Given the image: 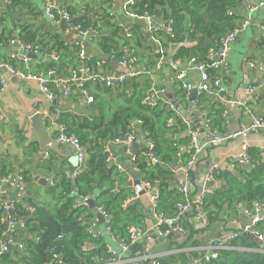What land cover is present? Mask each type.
<instances>
[{
  "label": "crops",
  "instance_id": "0c3cea01",
  "mask_svg": "<svg viewBox=\"0 0 264 264\" xmlns=\"http://www.w3.org/2000/svg\"><path fill=\"white\" fill-rule=\"evenodd\" d=\"M123 2L124 0H58L57 4L61 9L71 10L73 12L72 19L81 20L84 23L90 20L93 24H98L100 16L107 14L111 22L123 30V37L126 41L131 42L128 46L137 58L134 66L145 71L143 74L148 75L152 81V86L144 93V98L152 99L151 104H154L156 100L163 97L175 108L176 115L171 124L177 123L184 128L183 130L179 129L174 135L182 152H193V156L196 157V152H199L200 149L193 146L197 144L198 140L199 144L207 143L208 135L206 131H204L205 134L201 135V129L202 127L205 129V120L209 116L211 105L215 103L223 104L227 111L226 116H224L225 124L223 126L218 125L217 132L236 130L241 126L251 124L255 120H264V110L256 96L259 93L253 96L248 95L249 88L258 87L263 79L259 69L250 66L249 62L264 60V49L258 46L262 38L261 28L264 25V6L258 7L251 14V26L240 35L229 54L228 73L223 80V90L228 102H223L209 92H199L196 101L190 99L189 93L188 99L181 101L178 95H180V90L183 92L185 90L177 80V75L184 72L186 74L185 81L198 88L202 82L200 73L194 66L189 65L188 61H172L165 58L164 62L158 61L153 66V56L163 53H161L163 51L161 43L157 38H153L154 31L159 27L161 28L162 20L151 16L152 19L150 20L132 18L124 12ZM260 2H264V0H241L236 13L245 20L250 14L249 9L260 4ZM46 5V0H16L15 2L13 0H0V64L8 63L17 70L35 74L48 69L49 63L52 62L49 60L51 55L44 50L45 44L51 37L58 35L72 46V56L65 57L57 75L48 79L47 85L49 91L55 96L54 100L49 99L48 93L42 90L39 82L25 80L10 72L7 67L0 70V78L6 83L0 90V167H4L9 172V178H7L9 180H14L25 172L29 180L28 189L25 191L30 192V194L23 196L14 187L2 184L1 180L3 189L0 191V206L16 202L27 207L28 203L24 198L29 196H33L41 206H50V209L57 205L56 195L49 193L51 185L61 181L63 176L71 177L78 168L75 152L69 146L56 142L57 125L61 114H68L75 121L76 118L79 121L81 117L92 115L93 104L88 105L81 96V82L96 74H120V72L125 74L129 70L120 64L124 57L123 54L120 59L115 58L114 52L109 55L105 54L101 49L99 40L82 39L68 22L52 20L46 12ZM142 37H146L147 41L141 44L137 55L133 42ZM76 43H79L80 47H76ZM33 44H39L40 52L36 54V57L29 58L28 63H21V58L24 57L23 47ZM80 48L85 51V59L79 58ZM173 48V45H170L168 51L172 52ZM113 61L118 64L119 68L112 64ZM151 65L152 68H150ZM65 82L70 83L68 96L63 94L62 84ZM87 84L90 85L86 88L88 92L94 98L95 93L102 94L103 102L112 106L111 108L125 104L124 99L119 97L121 86L112 89L100 83L88 82ZM104 89H110V93L105 94ZM184 93L186 94V92ZM201 96L205 99L203 103L199 101ZM248 98L250 101L246 105L244 102ZM175 102L181 108L180 111ZM229 105L233 108H230ZM39 113L46 115L44 123L53 141V146L50 148L44 149L40 146L33 127L32 119ZM194 139L195 141H193ZM135 140L140 141V150L137 155L132 154L131 144L124 146L122 150V146H119L122 144L110 143L107 148L110 164L117 166L123 172L128 168L132 169L137 166L135 165L136 159L143 153L147 143L139 129L134 134ZM183 140L186 141L185 144L179 142ZM245 142L248 143L249 150L258 151L257 157L261 163H264V131L251 132L246 138H237L215 147H206L197 163L191 167H189V163L187 167L181 163L178 164L172 177L173 187L180 189L181 184L186 185L189 189V195L193 198H197L204 190L227 189L224 178L218 179L216 177V183L219 185L214 189H206L209 183L204 180L208 169L215 164L219 166L223 163L226 164V168L219 166L217 174L221 170L242 180L239 170L250 172L251 165H241L234 158L240 154ZM118 146L119 150L117 149ZM215 159L219 161L215 162ZM144 161L142 160L140 163ZM181 171H184L183 177L180 176ZM190 171L191 174H189ZM233 171H237V174L235 175ZM128 174L129 183L133 191L136 192L130 173L128 172ZM145 198L146 204L141 202V197L139 201L145 218L146 230H148L146 213L148 212L147 215L150 214L152 224H155L156 219L150 194L148 193ZM184 199L183 195L181 201ZM89 214L90 210L83 214L79 220H84L88 226L95 222L96 231L100 234L103 243L118 255L120 248L117 241L106 231L105 226L97 224L95 216L87 220L86 216ZM185 217L184 232L176 233L171 239L165 238L161 242L156 239L153 244L148 243L144 253L161 258L185 254L191 258V253L195 249L204 248L212 238L223 240L227 234L240 230L248 221L247 216L240 209L223 215V219L209 229L207 227L206 229L203 222L197 219L192 212H188ZM22 223V221L19 222L13 231L5 234L0 240L2 242L9 238L13 240L7 252L10 261H19L20 256L27 252V235L24 226H21ZM234 227L237 229L235 230ZM219 234L222 236L219 237ZM87 247L91 248L92 245Z\"/></svg>",
  "mask_w": 264,
  "mask_h": 264
},
{
  "label": "trees",
  "instance_id": "16d2710c",
  "mask_svg": "<svg viewBox=\"0 0 264 264\" xmlns=\"http://www.w3.org/2000/svg\"><path fill=\"white\" fill-rule=\"evenodd\" d=\"M14 2L16 0H13ZM241 0H136L132 11L136 15L148 14L153 18H160L164 26L171 28L172 32L158 28L153 34L161 43L162 54L153 56V66L166 60L190 61L195 59L198 64H208V55L217 50L221 38L229 31L240 27L244 21L236 13ZM69 12L71 10H68ZM231 13V14H229ZM71 16L73 12H70ZM72 23L82 29L96 28L103 32L99 38L102 51L109 55L115 53V58L120 59L122 47H128L130 41L123 37V30L111 22L107 14H102L99 23L93 24L90 20L85 23L72 19ZM93 24V25H92ZM92 25V27H90ZM146 37L134 41L138 50ZM35 45V44H34ZM39 45V44H38ZM173 45V51L168 48ZM259 48L264 49V37L261 38ZM77 47V46H76ZM47 54L59 55V62L49 63V68L60 70L58 63L65 57H71L72 46L63 38L56 35L45 44ZM130 50V48H129ZM121 51V52H120ZM136 55V54H135ZM132 57H135L133 54ZM139 57V56H138ZM152 62V61H151ZM152 68V65L150 66ZM210 77L218 75V71L207 70ZM90 85L85 84V88ZM152 86L150 77L141 74L130 79L121 86L120 98L125 104L111 108L103 102L102 94H94L93 114L81 117L79 121L68 114H61L59 123L68 127V133L77 136L86 157L83 173L75 178L63 176L61 181L51 185L49 193L56 195L57 205H40L33 196L24 198L28 203H16L17 222H23L27 235V252L20 256L19 261H10L7 253L0 258V263L6 264H104L108 263L114 255L108 251V246L101 238L93 237L88 231V223L79 218L90 210L86 206H77L79 198L96 197V207L103 208L109 215L108 226L116 240L127 242L129 229L132 227L146 230L145 218L142 213L140 201L130 203L123 207V203L135 195L129 183V168L121 171L117 166L111 165L107 148L110 143L116 142L127 135L134 136L137 129L145 141L153 144L152 149L146 147L137 157L135 165L140 161H148L149 154L157 159L156 163L149 162L141 170L143 182L151 184L159 191V198L155 212L168 217H173L183 194L180 189L173 187L172 177L178 164L188 166L193 157V152H182L174 135L179 129H184L179 124H170L176 115L175 108L163 97L154 104L145 103L144 93ZM110 89H104L109 94ZM185 92V91H184ZM180 90L181 101L188 96ZM224 94V93H223ZM264 110V91L256 94ZM201 96L200 102L205 99ZM263 100V101H262ZM226 107L221 103L211 105L208 119L211 120L212 129L225 124ZM172 125V126H171ZM185 144L186 141H179ZM258 151L251 149V171L239 170L242 180L229 172L221 171L216 174L218 179H225L227 189H217L204 198V211L209 221L208 229L222 220V216L236 212L242 203L253 200L264 202V163L257 157ZM181 155V156H179ZM128 171V172H127ZM191 174V171L189 172ZM26 189L28 178L22 173ZM9 178V172L0 167V181ZM193 199V197H191ZM34 211V212H32ZM195 214V210L190 211ZM4 210L0 206V240L6 232L7 222L1 220ZM95 216L90 210L86 219ZM183 218L182 225L184 223ZM206 228V229H207ZM163 229H167L163 226ZM264 233V221L259 226ZM147 242L132 246L129 257H134L137 252L146 250ZM92 245L91 248L87 247ZM260 244L249 235L241 236L229 244L227 249L220 251L219 257L207 264H264V253L259 252ZM197 255V254H193ZM160 264H191V258L185 254L177 257L168 256L159 259Z\"/></svg>",
  "mask_w": 264,
  "mask_h": 264
},
{
  "label": "built area",
  "instance_id": "2783aa9c",
  "mask_svg": "<svg viewBox=\"0 0 264 264\" xmlns=\"http://www.w3.org/2000/svg\"><path fill=\"white\" fill-rule=\"evenodd\" d=\"M46 12L48 16L56 21L61 22L65 21L70 24V26L77 32V34L82 39H96L99 40V38L103 35V32L96 29H87L84 30L79 25H75L72 23V16L70 12L67 9H61L58 7V0H46ZM136 3V0H124L123 2V10L126 13V15L136 18V19H152L148 14L145 15H136L132 9ZM264 6V2H260V4L252 6L249 9V15L248 17L243 21L242 25L232 31L227 32L220 40V44L217 50H213L208 55V64H198L195 59H191L188 61V64L191 66H194V68L200 73V76L202 78V82L198 85V90L200 93H211L217 96L219 99H221L223 102H228L227 96L223 93L225 91L223 90V80L227 71V62L229 58V54L231 52V49L233 45L238 41L239 37L243 32L249 28L252 24L251 14L254 13L258 7ZM231 14V13H229ZM111 16V14H110ZM160 28V27H159ZM161 29H166L168 32H172L171 28H168L164 26V24L161 25ZM158 30V29H157ZM155 30L154 32H156ZM262 30V37H264V25L261 28ZM77 47H80L79 43H76ZM123 51L126 52L125 56L121 59L120 64L129 69L125 74H106V75H93L89 78L83 80L80 84V92L81 96L85 99V102L88 105H92L95 103L94 97L88 92V90L85 88V84L88 82L93 83H100L105 87L114 89L117 86H122L125 84V82L128 79H132L134 77H137L145 71L142 69L136 68L134 64L137 62L136 57H132V52L129 50L128 47H122ZM24 57L21 58V63H28L29 57L28 54H37L40 52V46L38 45H28L23 47L22 49ZM80 59H85L86 54L85 51H83L82 48H80L78 52ZM51 59L54 62H59L60 57L56 53L51 54ZM249 65L252 67H256L259 69V71L263 75L262 82L259 84L258 87L252 86L249 88L248 95H255L256 93H259L260 91H264V60H260L259 62L251 61L249 62ZM4 67H7L10 72L13 74L18 75L19 77L25 79V80H32L37 81L40 83L41 88L44 92L48 93V97L50 100H54L55 96L52 94V92L49 91L47 82L48 79L54 78L57 75V70L48 68L44 69L42 71H39L35 74L33 73H26L21 70H17L14 66H11L8 63L0 64V70ZM211 69L214 71H218V75L210 77L207 73V70ZM186 74L184 72H181L177 75V80L181 83V87L185 90L187 96L189 95L190 91L195 87L192 84H189L185 81ZM5 81L0 78V90L3 89L5 86ZM63 94L65 96L69 95L70 92V83H63L62 84ZM250 99L248 98L247 101L245 100V104H249ZM145 103L150 102L152 103V99H145ZM171 108L174 109V106H171ZM227 111H225L224 115L226 116ZM172 120H169V123L171 124ZM205 131L210 138V141L208 142V145L210 147H215L220 144H222L224 141H231L235 140L237 138H246L248 134L251 132H257V131H264V120H255L249 125L241 126L239 129L228 131V132H217L212 129L211 120L206 118L205 120ZM196 137V134L194 135ZM134 141V136L127 135L123 137V139L116 140V144H122L123 146H129ZM195 141V139L193 140ZM56 142L58 144H64L69 146L76 155V160L78 163L77 170L73 173L71 176V179L74 180L78 176H80L84 171V165L86 162V157L84 153V149L82 145L80 144L77 136L74 134L68 133V127L63 123H58L57 125V133H56ZM147 143V147L149 149H152L153 144L151 142L145 141ZM249 145L247 142L243 144L242 151L240 154L236 156L235 161L241 165H250L251 164V157L249 154ZM197 153V152H196ZM195 157H192V161L189 163V167H191L194 163ZM148 161L152 163H156L157 159L153 157V155L150 153L148 157ZM219 171V166L215 164L212 168L208 169V171L205 174V179L207 183H216V174ZM2 184H8L11 187H14L16 190L24 191L26 189V183L24 182L22 174L19 175L14 180L9 179H3ZM1 181H0V191H2ZM143 186L146 188L147 192L151 195V203L153 210L157 207V201L159 198V191L156 187H153L151 184L143 182ZM206 189H214V187H209ZM180 191L184 195L185 199L180 201L177 205V212L173 217L165 216L161 213H155V219L156 222L152 226V230L154 234L158 238H167L171 233H182L184 232V227L182 225V220L185 218L186 214L190 211L195 210V216L197 219L201 220L204 224V227H208L209 221L206 217V213L204 211V198L208 194H212L214 190H204L202 193H200L197 198H191L189 195V189L186 185L180 186ZM147 193V194H148ZM140 195L135 192V195H133L131 198L127 199L123 203V207H127L130 203L137 202L140 200ZM91 199L86 198H79L77 200V206H86L88 207L87 202ZM16 202H10L8 204H3L1 207L4 210V214L1 216V220L7 222L6 232L10 233L13 231L16 226L18 225L17 222V208H16ZM238 209L244 212V214L247 216L248 221L243 225V227L240 230L233 231L228 236H226L223 240L218 238H212L207 246H205L202 249H195L194 252L191 253V264H207L214 260H216L219 255L220 251L227 249L229 247V244L233 241H236L241 236L249 235L255 240H257L260 244V250L259 252L264 253V233L261 232L259 229V226L264 221V202L261 200H253L250 203H242L238 206ZM97 212L101 213L104 218L106 219L105 229L107 232H109L112 235L111 228L108 226L110 217L108 213L101 207H97ZM21 226H24L23 223ZM163 226H166L167 229H163ZM88 231L90 234L93 235V237H100V234L96 231V223H92L88 227ZM113 239H115L113 237ZM116 240V239H115ZM151 240V236L148 234V230H143L140 228L132 227L129 229V236L127 239V242L124 240H116L118 243V247L120 248V253L117 255L113 250L108 247V251L114 255V258H112L108 263L105 264H160L159 259L161 257L157 256H150L146 255L144 252L140 253L137 252L134 257H129V254L131 252V248L134 245H137L142 242L149 243ZM13 240L9 238L7 241H0V258L4 256L10 248V245L12 244ZM193 254H197L196 256Z\"/></svg>",
  "mask_w": 264,
  "mask_h": 264
},
{
  "label": "water",
  "instance_id": "95a60500",
  "mask_svg": "<svg viewBox=\"0 0 264 264\" xmlns=\"http://www.w3.org/2000/svg\"><path fill=\"white\" fill-rule=\"evenodd\" d=\"M30 59L31 58H34L36 57V54H28L27 55ZM49 60H51L52 62H54L51 58H49ZM59 66H62L63 64L62 63H58ZM112 64L116 67V68H119L118 64L116 62H112ZM203 93V92H202ZM198 94H199V90L197 87H194L191 92H190V99L192 101H196L197 98H198ZM176 103V102H175ZM176 106H177V109L180 111L181 108L179 107V105H177L176 103ZM230 108H233L231 107V105H229ZM46 115L45 114H36L32 121H33V127H34V130L38 136V142L40 144V146L44 149L46 148H50L53 146V141L52 139L50 138L49 134H48V131H47V127H46V124L44 123V119H45ZM181 124V122H180ZM203 126V125H202ZM205 129H201V135L205 134L204 133ZM123 139V138H121ZM210 141V138L207 136V145L206 144H203V143H200L199 144V140L197 142L196 145H194L193 147H197L198 149H200L199 152H197L196 154V157H195V161H194V164L197 163L198 161V158L202 155V152L204 150H206V147H209L208 145V142ZM140 141L139 140H135L132 144H131V152L133 155H137L138 151L140 150ZM227 143V141H224L222 144H225ZM119 146H122L121 149L123 150L124 146L123 145H119ZM119 146H118V150H119ZM123 153V151H122ZM219 160L215 159V162H218ZM149 164V161H144L140 164H138L137 166H135L134 168L132 169H129V173H130V176L132 178V183H133V187L135 189V191L141 196V202L146 204L145 203V200H146V195H147V190L146 188L143 186L142 184V179H141V175H140V171L143 169V167H145L146 165ZM220 167H224L226 168V164H220L219 165ZM233 173L236 175L237 174V171H233ZM180 176H184V171H181L180 172ZM219 183H209L207 185V188L209 187H218ZM5 186H8V184H6ZM19 191V190H18ZM20 193H22L23 196H25L26 194H30V192L28 191H21ZM151 196V195H150ZM88 204V208L95 214V217H96V222L98 225H103L105 224V221L106 219L104 218V216L97 212V207H96V197L93 196L91 197V199L87 202ZM148 213V212H147ZM146 213V218L148 219L147 221V228H148V234L151 236V240L149 242V244H153L154 241L157 239V241H163L164 238H158L153 230H152V222H151V219H150V214L147 215ZM234 229L236 230L237 228L234 227ZM233 232V231H232ZM230 232V233H232ZM229 233V234H230ZM229 234H227L226 236H228ZM175 236V233H171L169 236H167V239H171L172 237ZM219 237L222 236V234H219L218 235Z\"/></svg>",
  "mask_w": 264,
  "mask_h": 264
}]
</instances>
